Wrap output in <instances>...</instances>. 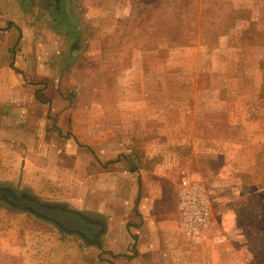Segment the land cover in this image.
<instances>
[{
  "label": "rangeland",
  "instance_id": "374dc122",
  "mask_svg": "<svg viewBox=\"0 0 264 264\" xmlns=\"http://www.w3.org/2000/svg\"><path fill=\"white\" fill-rule=\"evenodd\" d=\"M123 2L114 19L99 0H0L1 19L34 24L50 48L44 80L29 82L38 100L56 96L48 112L32 109L47 119L26 130L37 156L64 170L42 191L0 182L10 191L0 198L1 236L9 228L15 244L72 252L45 264H146L153 247L264 264V0ZM16 27L9 48L0 31V58L35 55L36 33L17 52ZM183 179L210 205L196 239L181 225ZM13 199L73 211L94 227L70 229ZM6 253L0 264H18Z\"/></svg>",
  "mask_w": 264,
  "mask_h": 264
},
{
  "label": "crops",
  "instance_id": "0c3cea01",
  "mask_svg": "<svg viewBox=\"0 0 264 264\" xmlns=\"http://www.w3.org/2000/svg\"><path fill=\"white\" fill-rule=\"evenodd\" d=\"M24 1L25 0H22V4ZM99 1L102 5L100 7L106 9L104 14L113 16L115 17L114 19H117V17L122 15L121 7L123 8L125 6L123 1L126 0ZM100 4H97V6ZM1 17L0 27L2 28L0 31L3 32L7 38L5 47L9 48L11 38L15 34L14 27L18 25H10V21L8 20L13 21L14 19L7 20L1 19ZM105 21L106 20L103 22ZM18 27L19 28L16 27V29L20 30L22 36L20 37L21 50H17V52L25 53L24 49L29 48L28 37L36 33L39 41L41 30L36 29L37 27H35L34 24H28L25 28L22 26ZM38 41H36L34 56L28 55L26 57L27 59H24V56L19 57L17 54H13L11 57L9 55H3L0 58V182L18 181L20 184H25L31 189H36L35 191H42L49 182L63 180L64 170L57 167L55 168L54 165L51 167L46 165L48 158H45L43 152H41L42 156H37L39 152H37V145L33 140L32 131L26 130L27 128L30 129L29 127L32 126V124H43L45 119H47V116L44 114L40 117L37 114L38 117L35 119L32 109L35 108L40 111L45 110L48 112L56 96L53 91L50 90V92L48 89V93L46 91L42 92L44 94L47 93V96L44 97L42 101L38 100L39 91L33 87L36 86V84L34 85L29 82V80H44V68L46 64L49 68L52 64V61L49 60V53L46 54L47 50L50 48H47L41 41ZM70 46L71 49L75 46L77 48L75 41H73ZM2 81L5 82L7 88H2ZM23 83L26 87L22 86ZM10 85H12V87H10ZM28 85L32 86L29 87ZM51 96L53 97V101L49 99ZM44 145L46 146V144ZM134 187L135 186H132V188L130 187V190L133 191V189H135ZM119 200H121L120 197ZM1 232H7L8 237L5 235L1 236L0 234V249H2V252H7L5 257L9 258L14 255L18 258V264H45L47 259L52 258L54 255H59L62 262L71 252L63 249H54L52 251L48 249L45 254L33 241L30 243L29 239H19L17 244H15L14 240L9 238L14 234L12 229L7 228V230H2ZM150 241L153 242V238H151ZM148 249L151 250L150 255L152 257L156 255L157 258L154 260L152 259V262L149 261L150 263L147 262L146 264H215V261L211 262V251L206 248L197 250L189 247H153ZM53 251L56 253L53 254ZM61 262L60 264H63ZM114 264H126V260L118 258L114 260Z\"/></svg>",
  "mask_w": 264,
  "mask_h": 264
},
{
  "label": "built area",
  "instance_id": "2783aa9c",
  "mask_svg": "<svg viewBox=\"0 0 264 264\" xmlns=\"http://www.w3.org/2000/svg\"><path fill=\"white\" fill-rule=\"evenodd\" d=\"M180 219L186 233L196 239L210 224V205L200 188L190 185L188 179L182 180L180 192Z\"/></svg>",
  "mask_w": 264,
  "mask_h": 264
},
{
  "label": "water",
  "instance_id": "95a60500",
  "mask_svg": "<svg viewBox=\"0 0 264 264\" xmlns=\"http://www.w3.org/2000/svg\"><path fill=\"white\" fill-rule=\"evenodd\" d=\"M12 201H14V203L19 206L29 208L40 215L54 219L55 221L59 222L62 225H65L70 229L80 231L91 230L90 226L84 225V219H81L78 214L73 211L63 210L56 206L42 205L36 201L28 199H13Z\"/></svg>",
  "mask_w": 264,
  "mask_h": 264
},
{
  "label": "trees",
  "instance_id": "16d2710c",
  "mask_svg": "<svg viewBox=\"0 0 264 264\" xmlns=\"http://www.w3.org/2000/svg\"><path fill=\"white\" fill-rule=\"evenodd\" d=\"M6 192L10 193V191L8 189L0 188V198H3L5 196L6 198L9 199L8 193H6Z\"/></svg>",
  "mask_w": 264,
  "mask_h": 264
},
{
  "label": "flooded vegetation",
  "instance_id": "af4514ba",
  "mask_svg": "<svg viewBox=\"0 0 264 264\" xmlns=\"http://www.w3.org/2000/svg\"><path fill=\"white\" fill-rule=\"evenodd\" d=\"M76 214H78V213H76ZM78 216L81 219H84L85 220V221L83 220L84 225H86V226H90L91 225L92 228L94 227L93 224H91L86 218L82 217L80 214H78Z\"/></svg>",
  "mask_w": 264,
  "mask_h": 264
}]
</instances>
